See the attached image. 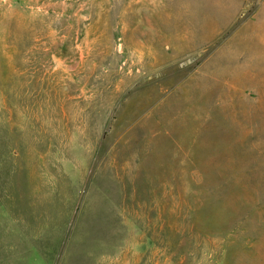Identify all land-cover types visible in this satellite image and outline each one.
I'll return each instance as SVG.
<instances>
[{"label": "rangeland", "instance_id": "374dc122", "mask_svg": "<svg viewBox=\"0 0 264 264\" xmlns=\"http://www.w3.org/2000/svg\"><path fill=\"white\" fill-rule=\"evenodd\" d=\"M0 264H264V0H0Z\"/></svg>", "mask_w": 264, "mask_h": 264}]
</instances>
